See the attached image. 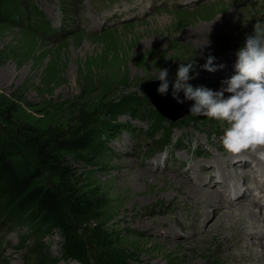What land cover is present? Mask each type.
Segmentation results:
<instances>
[{
  "label": "rangeland",
  "instance_id": "obj_1",
  "mask_svg": "<svg viewBox=\"0 0 264 264\" xmlns=\"http://www.w3.org/2000/svg\"><path fill=\"white\" fill-rule=\"evenodd\" d=\"M34 1L57 26L63 25V40L55 43L23 26L0 22V135L5 143L19 142L20 158L29 160L33 155L22 140L28 131L48 138L59 136L84 124L88 116L97 121L95 129L100 130L111 121L110 104L118 106L131 97L146 99L149 103L144 110L149 105L154 109L142 85L151 87L153 81H159L161 67L169 69L172 79L181 60L195 59L199 75L189 83L219 90L227 79V68H234L237 57L233 51L254 31L257 20H264V0H206L196 8H157L135 23L88 36L95 26V13L120 15L134 4L148 10L151 2L157 7L160 0H84L67 18L63 15V23L59 0ZM94 28L99 30L100 25ZM210 54L216 57L215 64L226 67L213 72L214 79H206L203 69L197 68ZM204 118L209 120L206 126L193 123V115L177 122L173 138L179 140L178 145L165 149L163 133L165 137L172 127L165 122L169 128L164 127L159 116L150 122L145 112L128 111L116 120L122 130L96 160L87 163L65 152L76 169L78 188L92 198L101 196L108 201L101 218L83 230L92 254L97 250L93 227L99 225L100 233L111 238L110 246L134 253L130 264H264V245L255 249L253 242L241 239L243 226L237 224L231 230L228 220L222 222L224 233L216 227L227 212L224 208L229 207L210 208L212 215L203 228L198 220L202 200L185 196L193 187L189 176L200 183L215 165L221 167L224 162L228 168L232 159L227 157L247 151L225 150L220 137L226 122ZM157 129L163 133L153 134ZM213 133L216 135L209 136ZM180 168L183 172L176 174ZM45 175L44 186L57 184ZM173 176L180 183L170 182ZM28 235L27 226L0 222V264H78L61 259L59 234L43 236L42 248Z\"/></svg>",
  "mask_w": 264,
  "mask_h": 264
},
{
  "label": "trees",
  "instance_id": "obj_2",
  "mask_svg": "<svg viewBox=\"0 0 264 264\" xmlns=\"http://www.w3.org/2000/svg\"><path fill=\"white\" fill-rule=\"evenodd\" d=\"M24 1L0 0V22L5 21V12L12 11L15 5ZM140 100L131 97L118 106L110 104L107 110L111 121L104 127L98 126L99 131L95 129L97 121L88 116L85 125L81 123L71 132L66 131L59 136L48 138L34 130L26 132L22 140L24 146L30 148L33 160L20 158L21 151L18 149H21V144L5 143L0 135V222L10 221L17 227L27 226L30 234L37 239L39 248L44 247L40 241L43 236L59 234L62 238L61 259L80 264H130L134 253L110 246L111 238L100 233L99 225L93 227L97 250L93 254L90 251L83 230L88 223L101 218L108 201L101 196L92 198L91 193L78 188L76 169L64 154H74L87 163L99 158L106 151V144L119 131L116 125L118 117L128 111L138 112L143 102H147L146 99ZM150 113L159 116L162 122L166 120L156 110ZM193 119V123L209 124L203 115H193ZM168 123L175 126L172 122ZM124 126L131 128L130 125ZM172 136L169 131L165 143L172 142ZM45 174L57 180V184L44 186L42 179Z\"/></svg>",
  "mask_w": 264,
  "mask_h": 264
},
{
  "label": "clouds",
  "instance_id": "obj_3",
  "mask_svg": "<svg viewBox=\"0 0 264 264\" xmlns=\"http://www.w3.org/2000/svg\"><path fill=\"white\" fill-rule=\"evenodd\" d=\"M236 57L234 74L221 82L219 90L189 83L199 75L195 71L197 62L192 59L181 60L172 79L167 67L159 68L157 92L167 96L171 84V96L178 104L193 102L189 106L190 115L226 122L220 137L225 150L232 153L257 151L264 148V20H257L254 31L246 35L236 51ZM215 60V56L208 55L202 67L210 72L222 68Z\"/></svg>",
  "mask_w": 264,
  "mask_h": 264
},
{
  "label": "bare ground",
  "instance_id": "obj_4",
  "mask_svg": "<svg viewBox=\"0 0 264 264\" xmlns=\"http://www.w3.org/2000/svg\"><path fill=\"white\" fill-rule=\"evenodd\" d=\"M187 1H189V2H191V0H187ZM245 12V11H244ZM124 26H126V25H124ZM235 58V57H234ZM230 60H232L233 61V59H230ZM232 69H234V68H232ZM184 118V117H183ZM222 166V168L224 167V163L222 162V164H221ZM200 168H201V170H203V166H200ZM183 170L184 169H181V170H179L176 174H179V172H183ZM212 170V168H209V169H206V171L207 172H210ZM187 174H189V170H186L185 171ZM140 175L141 176H143L144 178H145V175L144 174H142V173H140ZM166 178H168V177H166ZM141 179V178H140ZM168 180V179H167ZM169 180H170V182H172V181H178L179 183H180V181L178 180V178H176V177H171V178H169ZM169 180L167 181V183L169 182ZM212 182H214V179L212 178L211 179V184H212ZM222 182H224V183H222ZM222 182H217L216 183V186L217 185H224V186H226L227 184H226V180H224V181H222ZM182 183V182H181ZM188 183L189 184H191V185H193V187H191V189L189 190V191H186L185 192V196L187 197V199L189 200V199H192V200H196V197H199L201 200H202V202H201V205H200V207L199 208H201V210H200V213H199V217H198V220H199V222H200V225H202V227L203 228H205V224H206V222L208 221V219L210 218V216L212 215V212H210V208L211 209H221L222 207H224V206H226L225 205V203H226V200H225V202H223V203H221L220 202V200H219V198H216V196L218 197V193H217V191L215 192V191H210L208 188H205V187H203V186H201L198 182H195L194 181V179L191 177V176H189L188 177ZM174 184V183H173ZM183 185H185V183L183 184ZM195 185V186H194ZM167 186V185H166ZM185 187V186H184ZM188 187H189V185H188ZM183 188V187H182ZM186 188V187H185ZM213 192H215V193H213ZM215 196V197H214ZM199 199H197V201H198ZM199 203V202H198ZM197 205V204H196ZM193 207H194V205H193ZM197 208V207H196ZM194 209V208H193ZM192 209V210H193ZM176 210V209H175ZM191 211V210H190ZM192 212V211H191ZM170 213V212H169ZM194 216V215H193ZM224 219L222 220V221H220L219 223H217V226L216 227H219V231H222L223 233H224V231H226L225 230V228H224V226H225V224H223L222 222L224 221V222H226V221H230L233 217H234V215H233V213L232 212H226V213H224ZM192 220V219H191ZM232 221V225L229 227L231 230H233L234 229V226L235 225H237V221H233V220H231ZM194 222H196V220L194 221ZM192 223V222H191ZM197 224V223H196ZM200 225H197V227H200ZM239 225V224H238ZM193 226V225H192ZM238 228V227H237ZM202 229V228H201ZM244 229H246V226H244L243 228L241 227L240 228V232H239V235H240V237L242 238V239H244V240H251V237H250V235H248L246 232H245V230ZM205 231H206V229H204ZM228 238V237H227ZM227 238H225V239H227ZM235 239H236V235H235ZM242 241V240H241ZM223 243V242H222ZM221 244V243H220ZM235 244V243H234ZM235 245H238V244H235ZM259 249V248H258ZM253 250H255L254 249V247H253Z\"/></svg>",
  "mask_w": 264,
  "mask_h": 264
},
{
  "label": "water",
  "instance_id": "obj_5",
  "mask_svg": "<svg viewBox=\"0 0 264 264\" xmlns=\"http://www.w3.org/2000/svg\"><path fill=\"white\" fill-rule=\"evenodd\" d=\"M160 81H153L151 87L149 83L142 85L143 92L147 95L150 102L154 105L157 111L165 118L171 121H177L190 114L189 106L193 103L192 101H186L184 104H178L176 101L172 103L173 97L171 96V88L169 87V94L162 96L158 94L157 88ZM149 86V87H147ZM155 86V87H154ZM183 96V92H181ZM182 109V110H181Z\"/></svg>",
  "mask_w": 264,
  "mask_h": 264
}]
</instances>
